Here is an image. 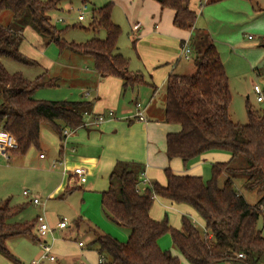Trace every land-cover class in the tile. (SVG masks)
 <instances>
[{"label":"trees","instance_id":"16d2710c","mask_svg":"<svg viewBox=\"0 0 264 264\" xmlns=\"http://www.w3.org/2000/svg\"><path fill=\"white\" fill-rule=\"evenodd\" d=\"M159 1L163 8L175 12L176 27L194 29L197 13L190 7L191 0ZM59 3L60 0H0V13L10 11L16 24L13 27L0 23V129L16 138L17 146L11 151L15 155L25 156L31 148H39L44 123L64 140V130L84 125V114L91 104L83 99H37L34 94L38 89L56 86L55 79L47 78V69L34 80L6 69L3 58L42 67L20 50L24 28L31 27L46 44L56 43L60 54L70 50L91 56L99 75L121 79L124 91L147 84L143 75L130 70L129 60L118 51L122 30L112 20L111 2L90 9V29L105 30L106 38H92L83 44L66 42L61 30L51 23L49 12ZM190 46L197 51L196 72L171 74L166 82L164 122L180 127L167 134V156L181 159L186 166L211 151L228 152L231 158L214 163L208 181L200 175H181L167 168L166 184L155 181L145 191L140 189L144 173L141 167L117 163L110 175L109 189L102 194V207L111 221L127 228L130 234L126 242L105 233L97 235L93 244H98L100 256L104 257L101 264H180L177 256L159 246V239L166 233L171 234L190 264H253L250 259L254 256H264V236L258 228L259 219L264 222V115L249 107L248 122H235L230 113L229 77L217 47L205 31H198ZM237 159H243L245 164L234 166ZM241 175L247 178L248 189L262 194L255 205L248 203L235 186V177ZM222 176L225 179L220 185ZM156 196L194 208L204 219L206 232L201 233L187 216L183 217L182 229L172 227L167 217L154 219L151 209ZM27 206L12 204L10 199L0 204V254L16 264L21 260L10 251L8 240L27 237L39 241L38 218L31 222L16 219Z\"/></svg>","mask_w":264,"mask_h":264},{"label":"rangeland","instance_id":"374dc122","mask_svg":"<svg viewBox=\"0 0 264 264\" xmlns=\"http://www.w3.org/2000/svg\"><path fill=\"white\" fill-rule=\"evenodd\" d=\"M91 6L96 7L95 5ZM82 10L81 0H60L58 7L49 12L51 23L62 32L61 38L66 42L78 44L86 43L92 38L105 39V30L94 32L90 29L92 14L89 7L84 11L85 20L81 22L78 20ZM0 23L5 26L12 25L15 27L16 25L13 23L10 11L0 13ZM120 27L122 34L118 40L120 42L118 51L128 59L132 47L129 27L128 29L126 26ZM197 28L205 29L206 34L217 47L224 63L232 93L230 105L232 119L235 122L246 124L249 107L264 115V100L259 102L254 91V87L258 85L264 95V0H197ZM23 33L24 41L20 48L23 55L41 63L47 69V78L56 80V86L38 89L34 94L35 98L51 101H75L82 99V93L89 92L94 95L95 87L92 85L91 77L94 76L93 73L96 69L91 56L76 54L70 50L60 54L56 43L46 44L43 38L31 27L24 28ZM2 62L10 73L21 72L29 80L36 79L39 74L45 71V69L28 67L5 58L2 59ZM196 62L197 51L194 50L189 58L186 56L181 58L175 73L183 74L185 71V75H193L196 72ZM189 66L192 68L190 69ZM42 126L47 127V124L44 123ZM212 153H220L226 156L223 162L231 158L228 152L211 151L205 153L207 155L202 154L194 161L192 160L191 162L198 160L200 163L199 175L205 181L212 177V165L216 163L212 158ZM39 154L40 151L34 147L24 157L12 152L9 154L10 158L0 154V204L9 199L12 204H28L26 210L16 219L20 218L22 222H31L36 219L38 214H41L51 226L65 219L68 223L67 230L74 229L76 222L82 217L84 221L96 226L99 231L82 223L79 234L67 238V241L85 243L84 249L92 251L96 257L95 260H87L86 264H100L99 246L93 244V238L105 233L120 242H126L130 231L111 221L104 212L102 204L99 206L92 205L90 210L86 208L81 212L79 204L74 210L64 199L49 198L44 191L48 189L49 184L47 185L45 180L40 181L42 177L37 178L40 173L34 168L36 161L38 162ZM244 164L243 159H237L233 162L234 166ZM224 179L225 176L220 178V185L223 184ZM234 182L248 203L255 205L259 202L262 194L246 187L247 178L245 176H236ZM147 188L149 185L140 184L141 191H145ZM26 189L39 196L41 206L29 203L28 197L23 195ZM78 196L79 194H76V197ZM79 202L76 200V203ZM151 212L155 213L159 220L167 217L170 225L178 229H182L183 217L187 216L201 233L206 232L204 219L189 205L171 203L160 196H156ZM258 228L264 236L262 218L258 221ZM59 233L60 231H58ZM160 239L159 246L161 249L170 251L177 256L180 264H190L175 246L170 233H166ZM49 243L52 244L51 241ZM8 245L10 251L21 260V264H33L34 261L40 259L44 252L42 243L39 244L30 239L24 241L21 237L9 239ZM52 254L56 256L54 252ZM104 256L110 261L109 256L106 254ZM58 257L61 258L59 255ZM250 261L253 264H264V256L260 258L254 256ZM0 264L16 263L0 254ZM45 264L81 263L70 260L64 262L57 260L55 263H50L46 260ZM220 264L237 263L224 262Z\"/></svg>","mask_w":264,"mask_h":264},{"label":"crops","instance_id":"0c3cea01","mask_svg":"<svg viewBox=\"0 0 264 264\" xmlns=\"http://www.w3.org/2000/svg\"><path fill=\"white\" fill-rule=\"evenodd\" d=\"M81 1L83 6L87 5L89 9H92L91 5L102 7L110 2L113 4L112 20L120 26H126L127 29L129 27L132 40L128 57L129 68L143 75L147 83L124 91L121 79L102 77L95 70L94 76L91 77L92 85L95 87L94 95L89 92L81 94L83 100L91 103L85 111L87 124L70 130L64 140H61L48 125L41 128L40 146L37 148L40 154L38 162L36 161L34 165L35 170L40 173L37 178L42 177L40 181L45 180L46 184H49L48 189L44 190L49 198L64 199L74 210L79 204L80 211L83 212L86 208L90 210L92 205L102 204V194L109 189L110 175L119 162L140 164L149 183L157 181L166 184L167 168L181 175H199L201 165L198 160L186 166L181 159H169L167 156V134L179 131L180 127L164 122V111L167 79L171 74H178L175 72L181 58L183 56L189 58L193 52L191 40L198 31L205 29L197 28V20L193 30L176 27L175 12L163 8L159 0ZM190 7L197 13V0H191ZM137 25L139 27L134 29ZM187 41L188 46H185ZM119 44L118 41V47ZM186 47L190 52L185 51ZM40 68L45 69L43 65ZM184 72L179 75H185ZM138 102L145 106V121L134 117ZM111 110L114 111L113 118L109 116ZM98 116H104L105 121L94 124ZM41 154H44L43 158ZM211 155L216 162H223L226 157L220 153ZM79 167L87 174V181L84 184H79L75 179L77 177L73 175V171ZM31 192L33 196L39 198L33 191ZM76 194L79 196L76 197ZM32 198L28 197L29 203L35 205ZM76 200L80 202L76 203ZM151 216L159 220L155 213L151 212ZM39 217L45 221L43 215L36 216ZM82 223L98 230L82 217L76 222L74 229L67 230L68 226L60 228L58 224L49 225L53 232L41 233L37 229L39 241L36 243L52 242L50 245L56 259L47 260L48 262L70 260L86 264L87 260L96 259L92 251L84 249L85 243L83 246L79 244L82 241L78 243L67 241V238L79 234ZM21 238L24 241L30 239ZM160 241L161 239L158 242ZM99 263L101 264V256Z\"/></svg>","mask_w":264,"mask_h":264},{"label":"built area","instance_id":"2783aa9c","mask_svg":"<svg viewBox=\"0 0 264 264\" xmlns=\"http://www.w3.org/2000/svg\"><path fill=\"white\" fill-rule=\"evenodd\" d=\"M88 9V6L87 5H84L83 6V10L81 12V14L79 15L78 17V20L81 22V21H84L85 20V13L84 11ZM139 27V25L135 26L134 29H137ZM185 46H188V41L186 42ZM185 51L186 52H190V49L189 48H185ZM254 91L255 93L257 94V100L259 102L263 101L264 100V95H263V91L262 89L256 85L254 87ZM136 108H137V113L135 114V118L141 120V121H145V106L138 102L136 104ZM85 116H87V113L84 114V124H87V119L85 120ZM109 116L110 118H113L114 117V111H110L109 112ZM105 121V117L104 116H98L95 118L94 120V124H101ZM64 135L67 136L69 133H70V130H64L63 131ZM17 146V143H16V138L9 132L3 130V129H0V154L1 155H4L5 157L7 158H10L9 157V154H11V151L16 148ZM41 157L43 158L44 157V154H41ZM73 175H75L77 178H75L77 180V182L79 184H84L86 181H87V174L85 172V170L81 167L79 168H76L74 171H73ZM141 182H144L146 183L147 185H150L151 183H149L146 178H145V174L143 173L141 175ZM23 195L26 196V197H33L31 200L32 202L35 204V205H41V201L38 197L36 196H33L32 192L28 189L24 190L23 192ZM59 227L60 228H66L68 226V223L66 220H62L59 224ZM38 230L39 232L43 233V232H52L53 229L49 226V224L47 222H45L43 220L42 217H39L38 218ZM81 246H83V242H80L79 243ZM42 248H43V255L40 257L39 260L37 261H34L33 264H45V261L46 260H50V261H54L56 259V257L52 254V246L46 242L42 243ZM239 257H244L243 254H239ZM104 260V257H101V262Z\"/></svg>","mask_w":264,"mask_h":264}]
</instances>
